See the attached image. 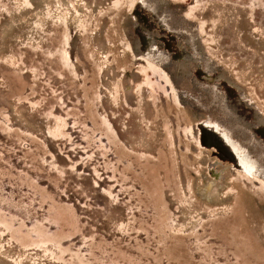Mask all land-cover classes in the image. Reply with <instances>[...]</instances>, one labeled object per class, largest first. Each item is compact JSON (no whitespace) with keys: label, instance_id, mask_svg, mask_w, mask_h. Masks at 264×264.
Returning <instances> with one entry per match:
<instances>
[{"label":"rangeland","instance_id":"obj_1","mask_svg":"<svg viewBox=\"0 0 264 264\" xmlns=\"http://www.w3.org/2000/svg\"><path fill=\"white\" fill-rule=\"evenodd\" d=\"M0 264H264V0H0Z\"/></svg>","mask_w":264,"mask_h":264},{"label":"bare ground","instance_id":"obj_2","mask_svg":"<svg viewBox=\"0 0 264 264\" xmlns=\"http://www.w3.org/2000/svg\"><path fill=\"white\" fill-rule=\"evenodd\" d=\"M155 51L153 49V46L151 43H147V46H146V49L144 51V54L146 56H152L154 55ZM153 58V57H152ZM209 123H212L211 125L213 126V130L214 131H219L218 134L219 136L222 138V140L224 142L227 143V145L229 146L230 150L236 155L237 157V165L246 173L248 174H252L256 171H258V166H257V163L255 160H247L246 159V156L247 154L245 155L244 154V148L241 149L240 146L236 143V142H232L230 137H229V132L228 130L224 129V128H221V126L216 123L215 121H212V122H209ZM246 151V149H245ZM251 156V155H250Z\"/></svg>","mask_w":264,"mask_h":264},{"label":"flooded vegetation","instance_id":"obj_3","mask_svg":"<svg viewBox=\"0 0 264 264\" xmlns=\"http://www.w3.org/2000/svg\"><path fill=\"white\" fill-rule=\"evenodd\" d=\"M225 129V128H224ZM226 130V129H225Z\"/></svg>","mask_w":264,"mask_h":264}]
</instances>
